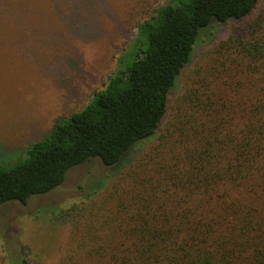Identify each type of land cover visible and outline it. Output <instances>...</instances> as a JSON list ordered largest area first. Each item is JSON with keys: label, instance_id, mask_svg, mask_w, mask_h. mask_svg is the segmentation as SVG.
I'll use <instances>...</instances> for the list:
<instances>
[{"label": "trees", "instance_id": "obj_1", "mask_svg": "<svg viewBox=\"0 0 264 264\" xmlns=\"http://www.w3.org/2000/svg\"><path fill=\"white\" fill-rule=\"evenodd\" d=\"M260 1L166 0L153 9L136 24L104 88L82 109L56 117L21 156L0 161V205L26 204L93 158L118 165L160 129L201 31L237 21L191 77L157 143L126 173L129 188L111 193L120 199L113 215L97 221L92 212L95 219L84 224L76 203L60 214L73 216L75 247L107 264H264ZM9 264L30 263L20 257Z\"/></svg>", "mask_w": 264, "mask_h": 264}, {"label": "rangeland", "instance_id": "obj_2", "mask_svg": "<svg viewBox=\"0 0 264 264\" xmlns=\"http://www.w3.org/2000/svg\"><path fill=\"white\" fill-rule=\"evenodd\" d=\"M165 3L0 0V161L21 156L29 144L50 133L56 117L82 109L104 88L136 24ZM262 8L264 0L254 14ZM235 24L241 22H214L201 31L189 63L169 92L160 129L134 145L118 165L109 167L93 158L71 168L59 186L30 197L26 204L0 205V264L20 257L30 264H107L75 247L73 216H62L60 210L80 205L84 224L95 219L92 212L100 216L97 221L113 215L120 199L111 193L121 196L129 188L126 173L157 143L191 77L207 67L215 47ZM152 167L144 166L143 176Z\"/></svg>", "mask_w": 264, "mask_h": 264}]
</instances>
